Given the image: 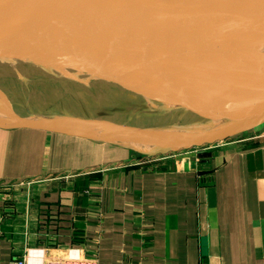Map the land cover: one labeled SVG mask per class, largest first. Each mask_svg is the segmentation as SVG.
<instances>
[{"label": "crops", "instance_id": "1", "mask_svg": "<svg viewBox=\"0 0 264 264\" xmlns=\"http://www.w3.org/2000/svg\"><path fill=\"white\" fill-rule=\"evenodd\" d=\"M154 93L178 99L139 98ZM195 154L141 164L115 141L0 126V184L21 187L0 205V264L36 247L98 264H264V125Z\"/></svg>", "mask_w": 264, "mask_h": 264}, {"label": "water", "instance_id": "2", "mask_svg": "<svg viewBox=\"0 0 264 264\" xmlns=\"http://www.w3.org/2000/svg\"><path fill=\"white\" fill-rule=\"evenodd\" d=\"M20 2L38 16L0 17V30L51 35H88L110 48L128 68L182 94L184 101L234 114L227 126L190 139L139 131L106 119L7 117L0 126L110 140L141 154L156 155L202 147L264 124V49L253 31L264 30V0H0ZM245 27L250 41L226 37ZM261 39V36L259 40ZM241 43L246 44V47ZM113 59V57H112ZM124 74L125 71H121Z\"/></svg>", "mask_w": 264, "mask_h": 264}, {"label": "rangeland", "instance_id": "3", "mask_svg": "<svg viewBox=\"0 0 264 264\" xmlns=\"http://www.w3.org/2000/svg\"><path fill=\"white\" fill-rule=\"evenodd\" d=\"M7 7L6 3L0 4V17L7 18L13 15ZM13 13L19 17H30L33 22L39 21L38 16L34 15V11L28 6H23V4H19ZM259 26L260 21L253 24L247 23L246 26L228 29L223 34L233 39L250 41L248 39L250 33L241 31V29ZM252 36L258 37L257 41L260 42L259 38L264 36V30L253 31ZM61 37H65L67 40H61ZM68 37H72L73 42L76 43L85 41L84 45L69 43L72 46L83 45L85 49L90 46L88 35L80 32L61 31L56 34L45 35L42 33L18 34L9 30H0V48L3 51H8L9 48L13 50L18 46L20 50L26 51L27 60L33 62H22V64L18 62L17 65L12 64L9 66L0 65V75L8 74V76L14 78L13 81L10 78L8 81L0 79L1 84L5 83V86L9 87V89L7 87L5 91L0 92V114L7 117H39L58 121H66L69 118H104L144 132L149 129L168 126L194 128V125L191 124L194 120H190V118H187V114L183 115L184 112H182L185 106L191 104L185 102V99L182 104L174 105L172 103L169 104L170 106H165L157 104L158 100L148 102L145 98H131L110 91L106 86L111 85H105V80L112 78L115 80L122 74L120 68L129 70L121 81H126L131 75L135 74L128 68L127 64L130 62L126 63L112 59L114 52L107 46L102 47L103 45L96 47L99 49L98 53L69 47L66 45V41L70 40ZM37 38L42 40L46 38L50 41L52 39V42L46 41L49 43L39 46L34 42ZM57 42H64L65 45L57 44ZM250 43L256 48L255 40L254 42L250 41ZM53 48H61V51L64 52L57 51L56 54H69L68 59L60 58L52 53L51 49ZM257 48L264 49V44L260 43ZM57 57H59V60L55 59ZM46 62L50 63L46 64ZM105 64L110 67L106 71L109 72V75L107 78H100L105 73L102 72L101 65ZM96 69H98L97 75L93 76L92 73ZM2 70H5V72H1ZM59 82L62 84V88L67 89L56 92ZM104 88L107 90L104 91ZM52 90L53 92L50 93ZM194 150L177 151L178 153L175 152L169 159L177 161V159L187 158L194 154ZM136 153L139 152L136 151ZM198 153L195 155H198ZM7 185L9 186H6V189L8 188L9 191L4 187L0 189V205L9 201L8 197H12L15 191H21V187L14 191L16 189L15 184L13 186H11L12 184ZM1 220L3 221L2 207H0Z\"/></svg>", "mask_w": 264, "mask_h": 264}, {"label": "bare ground", "instance_id": "4", "mask_svg": "<svg viewBox=\"0 0 264 264\" xmlns=\"http://www.w3.org/2000/svg\"><path fill=\"white\" fill-rule=\"evenodd\" d=\"M5 3L8 5L7 8L12 11V13H11V14H13L12 16H15L13 11L15 12V9H17L20 2L7 1ZM0 4H3V3H0ZM0 16H1V14H0ZM4 16H6V15H4ZM34 42L37 43L39 46L49 43V42L47 43L46 41H44L40 38H37ZM260 43L264 44V36H261ZM260 43H258L257 46ZM241 44L243 46H246V44H244V43H241ZM246 47L251 48L248 45ZM51 51L54 54H56L57 51L64 52V51H61V48H59V49L53 48V49H51ZM113 54H115V53H113ZM113 54H112V56H113ZM26 55H27L26 51L20 50L18 46L16 48H14L13 50H11V48H9L8 51H3L0 48V65H5V66H7V65L9 66L12 64L17 65L18 62L20 64H22V62L33 63V62L27 60ZM56 55L59 56L60 58L64 57V59H68V57H69L68 56L69 54H64V55L56 54ZM59 57H57L55 59L59 60ZM115 57L116 56H113V59ZM116 60H118V57ZM36 63H41V62H36ZM49 63L46 62V64H49ZM101 68H102V72L103 73L105 72V73L100 78H107L109 75V72L107 73L106 71H108L107 69H110V67H108V65L105 64V65H101ZM114 68H115V66H114ZM120 69H121V71H125L124 74L119 75L120 77L118 76L117 78H115V80H114V78L105 80V85H111V86H106L107 88L110 89V91H115V92H118L119 94H122L123 96H128L131 98H139V97L143 96L144 94L148 93L149 91H155V92H159V93L166 95V96L178 97V99H176V100L170 99L169 101L165 102L164 105H166V106H168L169 104H172V103H174V105L182 104V102L184 100L182 97V94L180 92H178L176 89L171 88V87H174L173 85H167V86L162 85L158 81H156L155 78H150L148 76H144V75L139 74V73L138 74L135 73L134 75H131L126 81H121V79L126 75L125 73L129 70L128 69L125 70L126 68H120ZM97 70L98 69H96V71L94 73H92L93 76L97 75ZM6 89L7 88L0 87V92L5 91ZM62 89L65 90L67 88H62V84L59 82L58 87L56 88V92L61 91ZM102 90H103V88H102ZM106 90L107 89L104 88V91H106ZM52 92H53V90L50 91V93H52ZM143 98H145V97H142L141 99H143ZM145 99L148 102H154L153 100H158V102H156L157 104H159L161 102V99L155 93L153 94V96H150V97L145 98ZM171 106H173V105H171ZM197 108L202 109V110H200V112L197 113V116H193V114L195 113L194 111ZM182 112H184L183 115L187 114V118H190V120H192V121L194 120V122L191 123L192 126L194 125V128L187 129V128H181V127L175 128V127H169L168 126V127H158L155 129H149V131L154 132L157 135H160L163 137L184 140V139H190V138L198 137L201 135H206V134H209L213 131H217V130L227 126L228 124H230L232 122V120L234 119V114H230L229 112H224V111H220V110L218 111V110L210 109L206 106L196 105V104H189L188 106H185V108L182 110ZM223 113L224 114H230L231 116L229 117V119H227L223 115H221ZM209 115H211V116H209ZM221 116H223V117H221ZM99 119H104V118H99Z\"/></svg>", "mask_w": 264, "mask_h": 264}, {"label": "built area", "instance_id": "5", "mask_svg": "<svg viewBox=\"0 0 264 264\" xmlns=\"http://www.w3.org/2000/svg\"><path fill=\"white\" fill-rule=\"evenodd\" d=\"M212 145H204L202 147H193L188 150L195 149L194 150L195 151L194 154H195L202 149L204 150L206 148L211 147ZM184 150H187V149H184ZM174 153L175 152L173 153L169 152L166 154H156V155L140 154L139 163L155 165L159 162L169 159L171 156L174 155ZM65 177H69V175H65ZM30 183L32 182L27 181L26 184H30ZM6 186H9V185L0 184V189L3 187L4 189H6ZM45 251L46 249L43 247H36V248L28 249L20 257L11 259L8 264H98V258L96 256L80 254L79 250L74 249V248H69L68 254L64 257H44Z\"/></svg>", "mask_w": 264, "mask_h": 264}]
</instances>
